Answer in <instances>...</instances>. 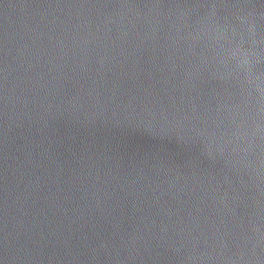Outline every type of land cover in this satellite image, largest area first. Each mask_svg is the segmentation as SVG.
<instances>
[{
    "label": "water",
    "instance_id": "95a60500",
    "mask_svg": "<svg viewBox=\"0 0 264 264\" xmlns=\"http://www.w3.org/2000/svg\"><path fill=\"white\" fill-rule=\"evenodd\" d=\"M0 264H264V0H0Z\"/></svg>",
    "mask_w": 264,
    "mask_h": 264
}]
</instances>
